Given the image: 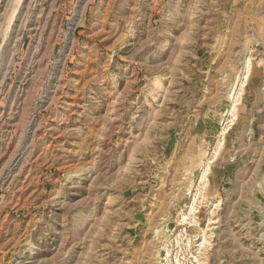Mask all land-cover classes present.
I'll return each instance as SVG.
<instances>
[{"label": "rangeland", "instance_id": "obj_1", "mask_svg": "<svg viewBox=\"0 0 264 264\" xmlns=\"http://www.w3.org/2000/svg\"><path fill=\"white\" fill-rule=\"evenodd\" d=\"M0 264H264V0H0Z\"/></svg>", "mask_w": 264, "mask_h": 264}]
</instances>
